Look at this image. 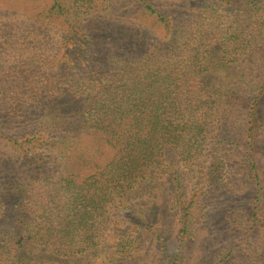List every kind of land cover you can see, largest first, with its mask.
<instances>
[{
  "label": "trees",
  "instance_id": "obj_1",
  "mask_svg": "<svg viewBox=\"0 0 264 264\" xmlns=\"http://www.w3.org/2000/svg\"><path fill=\"white\" fill-rule=\"evenodd\" d=\"M135 1L161 28L151 47L115 42L104 50L96 37L114 39L109 27L98 30L62 0H52L35 30L0 43V108L39 111L37 125L0 131L16 168V178L0 186L2 263L21 264L49 246L60 255L83 254L107 231L116 203L165 174L180 252L210 189L230 182L231 158L242 184L255 187L254 204L264 200V0L202 3L182 31L171 14ZM53 20L68 25L73 43L48 54L53 48L45 51L43 43ZM232 126L242 148L230 155ZM134 216L126 214L152 233ZM255 216L253 230L264 224Z\"/></svg>",
  "mask_w": 264,
  "mask_h": 264
},
{
  "label": "rangeland",
  "instance_id": "obj_2",
  "mask_svg": "<svg viewBox=\"0 0 264 264\" xmlns=\"http://www.w3.org/2000/svg\"><path fill=\"white\" fill-rule=\"evenodd\" d=\"M62 1L66 6L84 13L88 22L94 19V23L90 25L96 23L98 30L109 27L114 39L108 40V36L102 33L96 37V43L103 49L109 48L115 42L119 45H140L147 42L151 47L162 37L161 28L152 19H146L141 14L135 0ZM145 1L159 12L171 14L177 30L182 31L194 21L197 8L212 0ZM51 3L52 0H0V43L22 35L27 32L26 29L30 32L35 30L36 19L44 18ZM51 28V40L43 43L45 51L53 48L50 52L48 50V54H55L64 42L72 45L73 40L66 38L69 28L63 20H53ZM32 37L39 39L36 34ZM137 49L139 51V46ZM135 54L137 55L130 56ZM126 55L129 58L140 57L137 52ZM209 59L216 60L210 56ZM0 109V131L5 129L7 134H16L37 125L38 109L19 111L21 115L13 114L9 106ZM231 128L230 140L236 144H229L228 153L233 155L242 147L237 141L238 131L233 126ZM95 141L94 139L93 142ZM72 152L73 150L69 152L68 149L66 154ZM11 156L12 151L0 141V177H4L0 186H5L9 179L16 178L15 163ZM228 163L231 171L228 175L231 177L230 182L226 180L220 189H210L207 206L200 211V216L196 215L192 222L193 234L186 237L188 240L180 252L178 247L181 226L176 215L178 211L167 198L168 179L171 175L165 174L161 179L155 178L151 184L147 181L141 182L136 190L128 192L116 203L111 211L112 219L107 231L98 238L96 245L83 254L60 255L55 248L49 246L35 251L34 254H27L21 264H170L172 259H177L178 264H216L225 259L226 262L220 264H264V224H258L253 230L254 225L250 221V216L256 214L253 219L262 222L264 200L261 204H254L255 187L248 181L246 185L242 184L243 174L237 170L240 168L237 160L231 158ZM254 207H259V211ZM260 211L261 216L258 214ZM127 213L147 220V229H151L152 233L138 229L135 221L129 222ZM134 217H130V220H134ZM161 245L165 246L169 259L162 253ZM0 264L4 263L0 261Z\"/></svg>",
  "mask_w": 264,
  "mask_h": 264
}]
</instances>
